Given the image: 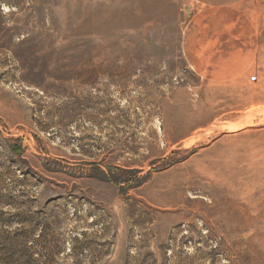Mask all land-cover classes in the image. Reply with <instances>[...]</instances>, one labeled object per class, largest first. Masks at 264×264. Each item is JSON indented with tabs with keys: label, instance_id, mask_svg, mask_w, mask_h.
Returning a JSON list of instances; mask_svg holds the SVG:
<instances>
[{
	"label": "rangeland",
	"instance_id": "obj_1",
	"mask_svg": "<svg viewBox=\"0 0 264 264\" xmlns=\"http://www.w3.org/2000/svg\"><path fill=\"white\" fill-rule=\"evenodd\" d=\"M0 264H264V0H0Z\"/></svg>",
	"mask_w": 264,
	"mask_h": 264
},
{
	"label": "trees",
	"instance_id": "obj_2",
	"mask_svg": "<svg viewBox=\"0 0 264 264\" xmlns=\"http://www.w3.org/2000/svg\"><path fill=\"white\" fill-rule=\"evenodd\" d=\"M102 175H103V177H104L105 179H107V177H106V175H105L104 173H102Z\"/></svg>",
	"mask_w": 264,
	"mask_h": 264
},
{
	"label": "bare ground",
	"instance_id": "obj_3",
	"mask_svg": "<svg viewBox=\"0 0 264 264\" xmlns=\"http://www.w3.org/2000/svg\"><path fill=\"white\" fill-rule=\"evenodd\" d=\"M225 128V127H224ZM230 128V127H229ZM219 129H220V127H219ZM227 129V128H226ZM231 129V128H230Z\"/></svg>",
	"mask_w": 264,
	"mask_h": 264
}]
</instances>
